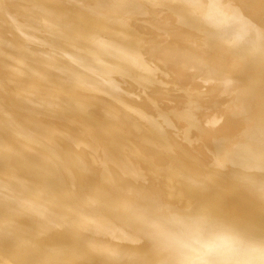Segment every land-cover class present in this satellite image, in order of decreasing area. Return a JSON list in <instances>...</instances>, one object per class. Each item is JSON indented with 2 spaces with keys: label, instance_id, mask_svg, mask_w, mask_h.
<instances>
[{
  "label": "bare ground",
  "instance_id": "6f19581e",
  "mask_svg": "<svg viewBox=\"0 0 264 264\" xmlns=\"http://www.w3.org/2000/svg\"><path fill=\"white\" fill-rule=\"evenodd\" d=\"M0 264H264V0H0Z\"/></svg>",
  "mask_w": 264,
  "mask_h": 264
}]
</instances>
